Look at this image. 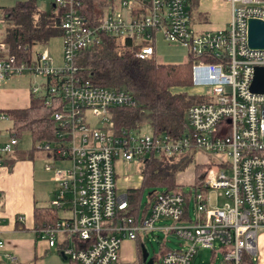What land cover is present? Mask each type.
I'll use <instances>...</instances> for the list:
<instances>
[{
    "label": "built area",
    "instance_id": "1",
    "mask_svg": "<svg viewBox=\"0 0 264 264\" xmlns=\"http://www.w3.org/2000/svg\"><path fill=\"white\" fill-rule=\"evenodd\" d=\"M37 1L59 12L57 62L46 49L32 50L38 46L31 48L26 62L8 56L0 11V87L11 78L28 77L31 95L55 109L50 139L34 142L31 149L48 158L43 170L55 185L49 207L68 216L40 228L36 237L49 248L60 236L89 242L85 249L62 247L68 264H116L122 242L155 230L173 234L183 244L164 250L160 264H191L200 250H208L211 260L219 253V264H261L257 243L264 238V94L252 93L249 86L253 69L264 67V49L248 47L247 22L264 23V0H223L229 8L226 27L203 32L191 28L186 0H115L94 26L81 13L79 0ZM157 34L186 51L193 59L192 87L206 89L202 102L186 109V130L176 137L142 134L140 127L116 129L112 110L134 108L131 95L82 82L73 65L76 55L97 45L101 36L132 51L137 60H152ZM5 121L0 111V122ZM16 145L9 134L0 142V167ZM187 151L192 157L211 156L210 164L199 167L189 201L179 191L156 192L146 218L138 222L127 216L126 197L116 194L115 162L141 165L150 155L176 158ZM163 220L171 224L156 229L154 223Z\"/></svg>",
    "mask_w": 264,
    "mask_h": 264
},
{
    "label": "trees",
    "instance_id": "2",
    "mask_svg": "<svg viewBox=\"0 0 264 264\" xmlns=\"http://www.w3.org/2000/svg\"><path fill=\"white\" fill-rule=\"evenodd\" d=\"M80 11L92 26L97 25L103 14L113 9L115 0H79ZM197 0H188L189 12L195 10ZM37 0H19L10 8H0L3 14V41L7 44V55L19 62L30 59L33 46H44L49 39L60 37L58 15L51 4L47 12L38 9ZM54 14H52V11ZM130 45L126 42L125 47ZM193 59L187 55L184 63H158L154 59L140 61L132 51L118 47L108 37L101 36L97 45L80 51L73 65L82 82L95 87L123 90L135 101V107L112 110V122L116 129H133L146 125L150 132L180 136L185 132L184 114L186 109L202 102L200 96L188 95L186 89L192 87L191 65ZM53 106L46 107L42 100L29 97L27 108L3 112L10 122L7 130L16 139L27 133L31 142L49 140L52 135L51 114ZM32 149L27 152L32 153ZM194 163L192 152L176 158L148 156L141 161L140 185L126 194L127 212L134 221L146 218L156 189L181 192L189 201V192L184 194L177 183V175ZM193 166L194 184H197V168ZM145 190L146 203L141 204ZM35 233L57 221V211L49 206L33 209ZM18 224V223H17ZM76 249H85L89 242L73 238ZM140 261V251L138 247Z\"/></svg>",
    "mask_w": 264,
    "mask_h": 264
},
{
    "label": "crops",
    "instance_id": "3",
    "mask_svg": "<svg viewBox=\"0 0 264 264\" xmlns=\"http://www.w3.org/2000/svg\"><path fill=\"white\" fill-rule=\"evenodd\" d=\"M45 4L48 5L47 2ZM186 4L189 24L195 31L220 30L225 28L229 21V8L223 0H197L195 10L190 12L188 0H186ZM39 10L42 11L40 8ZM54 12L56 11L53 10L52 14ZM9 80L0 87V111L8 112L27 108L31 96L30 82H27V87L22 90L20 95V91L8 88L6 83ZM7 130L8 128L5 132ZM7 133L8 131L6 135ZM7 136H0V142H5ZM28 150L21 151L17 142L4 165L0 167V240L3 243V248L0 249V264H42V257L49 250H53L62 261L66 262L62 259L60 251L65 244L74 246L73 241L67 239L66 236H60L55 246L48 248L44 240L36 237L33 209L44 208V206H37L38 203L43 202H46L45 207H47L53 197L55 185L51 180V174L43 170V164L48 159L47 156L38 153L39 156L36 151L30 153L27 152ZM195 163L191 164L192 168ZM139 166L121 161L115 162V185L118 196L126 197L128 191L139 187L141 181ZM136 167H139L138 177H124L125 174L132 175L131 173ZM45 174L48 175V182L52 185L49 190L45 185ZM46 191L48 193H44ZM67 216V213L57 211V218ZM141 237L139 236L133 242H122L116 264H132L139 261L138 247L140 251Z\"/></svg>",
    "mask_w": 264,
    "mask_h": 264
},
{
    "label": "rangeland",
    "instance_id": "4",
    "mask_svg": "<svg viewBox=\"0 0 264 264\" xmlns=\"http://www.w3.org/2000/svg\"><path fill=\"white\" fill-rule=\"evenodd\" d=\"M17 1L19 0H0V8H10L12 7ZM202 1V0H201ZM44 1H37L38 9L40 8L42 11L48 10V5L45 4ZM155 43L153 46L154 50V59L158 63H171V64H177V63H184L187 59L186 51L180 47L176 46L174 44H167L164 41H162L159 36L155 37ZM42 49H46L48 53L51 55L53 60L55 62L58 61L59 55H60V40L58 38H52L49 39L48 42L44 46H38L37 48L32 49L33 51H41ZM27 82H29L28 77L22 76L19 78H13L6 83L8 85V88L15 91H20V95L22 90H24L27 87ZM206 89L203 87H190L186 89V92L188 95L192 96H202L204 95ZM91 119V117H90ZM94 121L91 120V123ZM10 128L9 122H0V136L5 137L6 135L5 130ZM140 133L142 134H150V130L146 125L140 126ZM18 145L19 149L21 151L28 150L32 147V143L29 135L27 133H23L18 138ZM37 154L40 152H36ZM39 155V154H38ZM40 156V155H39ZM195 165H203V164H210L211 163V156L208 154H202V153H195ZM65 166L62 165V163H59L58 166ZM140 165V164H139ZM140 167V166H139ZM139 167H136L135 170L131 173L132 175L125 174L126 176H132V177H138V171ZM197 179L200 178L199 174V167L196 171ZM45 185L47 186L48 190L52 186L48 182V175L45 174ZM193 168L192 166H188L186 170L183 173H180L177 175V183L181 184V191L184 194L192 193L193 189H191L190 184L193 182ZM165 190L162 189H156V192H162ZM150 190H145L143 193L141 204L143 205L146 203V197L147 194L150 193ZM48 193V191L44 192ZM53 198V197H52ZM214 200V197L211 196V202ZM51 201V200H50ZM49 201V202H50ZM46 202L38 203L37 206H46ZM49 205V203H48ZM47 205V206H48ZM188 215L189 218L192 220L195 216V205L193 202H189L188 205ZM171 222L169 220H163V221H157L154 223V227L156 229L163 227V226H169ZM140 244L142 247L146 250L148 254V259H152L153 264H160L159 258L162 252L165 250L167 251H173L177 248L183 247V244L180 243L176 237L173 234H165L159 230H155L152 233L148 234L145 237H141ZM257 247L259 249V255L261 264H264V238L260 237L257 243ZM215 252H217V246H215ZM62 257V256H61ZM63 259V258H62ZM220 254L217 253L214 256V259L211 260L210 258V252L208 250H200L198 251L197 255L193 258L191 264H219ZM67 262V260H66ZM65 261H62L60 256L56 254L53 250H49L43 255L42 257V264H66ZM136 263H140L139 261H136ZM127 264V263H126Z\"/></svg>",
    "mask_w": 264,
    "mask_h": 264
},
{
    "label": "water",
    "instance_id": "5",
    "mask_svg": "<svg viewBox=\"0 0 264 264\" xmlns=\"http://www.w3.org/2000/svg\"><path fill=\"white\" fill-rule=\"evenodd\" d=\"M247 45L251 49H264V23L255 20L247 22ZM249 90L255 94H264V67L253 69ZM140 262L152 264V259H148L143 247L140 248Z\"/></svg>",
    "mask_w": 264,
    "mask_h": 264
},
{
    "label": "bare ground",
    "instance_id": "6",
    "mask_svg": "<svg viewBox=\"0 0 264 264\" xmlns=\"http://www.w3.org/2000/svg\"><path fill=\"white\" fill-rule=\"evenodd\" d=\"M193 160H195V155L193 156ZM195 162V161H194ZM194 185V182H193V184H191L190 185V187H192ZM166 191V190H165ZM188 205H189V203H188ZM1 241V240H0ZM48 247V246H47ZM49 248V247H48ZM61 254V253H60ZM62 255V254H61ZM62 257H63V259L64 260H66V258L62 255ZM140 262V261H139ZM138 264H140V263H138ZM152 264H153V261H152Z\"/></svg>",
    "mask_w": 264,
    "mask_h": 264
}]
</instances>
